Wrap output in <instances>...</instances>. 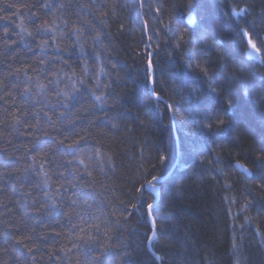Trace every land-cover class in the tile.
I'll list each match as a JSON object with an SVG mask.
<instances>
[{
    "label": "trees",
    "instance_id": "1",
    "mask_svg": "<svg viewBox=\"0 0 264 264\" xmlns=\"http://www.w3.org/2000/svg\"><path fill=\"white\" fill-rule=\"evenodd\" d=\"M187 4L188 0H144L142 6L139 0H0V16L9 17L0 20V79L13 85L11 96L0 87V264H88L106 244L112 264H159L152 251L163 257L162 264H264V188L258 183L264 178V162L256 159L264 151V50L259 58H249L247 37L240 38L233 25L237 18L229 16L233 9L248 8L252 15L247 19H258L264 0H193L202 23L195 11L186 10ZM191 14L194 27L187 22ZM21 21L34 35L41 23L53 28L55 39L52 32L36 35L37 43L41 37L48 39L45 59L59 74L49 71L48 77L58 78L59 89L66 93L73 91V84L84 93L72 109V120L100 155L89 161L81 154L93 177L84 176L77 187L76 170L67 163L73 157L51 147L47 157L41 155L39 149L49 137L43 132L37 136V127L29 128L23 118L13 125V117L6 116V109L19 113L22 105L35 125L34 113L43 109L54 115L51 104L57 103L54 92L47 99L44 94L23 96L25 77L9 75V65L12 72L21 66L31 69L41 55L18 27ZM73 27L81 29L83 53L75 35L69 36ZM204 30L208 38L202 41ZM256 31L264 35V25L258 24ZM146 48L154 52L155 89L166 102L150 93ZM197 64L208 67L209 74L200 73ZM41 80L48 85L44 76ZM245 85L252 89L250 95ZM93 91L106 103L96 101ZM227 99L232 100L231 109ZM221 114L226 125L212 130L203 126ZM38 127L64 138L59 134L63 124L52 126L41 118ZM73 139L79 137L68 135L66 143ZM163 156L167 158L161 160ZM109 158L114 167L108 165ZM177 160L174 172L161 180ZM238 163L251 170V178L238 170ZM77 167L84 171L83 165ZM154 175L160 179V193L147 191L149 202L158 200L155 215L161 238L155 246L146 244L151 233L143 212L131 207L141 196L137 189ZM49 197L58 206L51 214ZM249 201L251 206L244 209ZM18 230L34 237L26 240L33 253L15 243Z\"/></svg>",
    "mask_w": 264,
    "mask_h": 264
},
{
    "label": "snow or ice",
    "instance_id": "2",
    "mask_svg": "<svg viewBox=\"0 0 264 264\" xmlns=\"http://www.w3.org/2000/svg\"><path fill=\"white\" fill-rule=\"evenodd\" d=\"M140 5L142 6L144 3V0H139ZM14 5H7V7L11 8ZM43 7L48 8L51 7V5H43ZM186 10L189 12L195 11L196 12V16L197 19L200 21V23H202L203 21V15L200 9H198L197 7L194 6L193 4V0H188V4L186 5ZM157 12L160 11V8L156 9ZM252 15L251 11L248 8L243 9L242 11H237L235 9L231 10L229 12V16H235L237 18V20L233 21V25L235 27V32L240 36L241 39H243L244 37H247V45L250 46L251 50L253 53L257 54V56L259 57V54L261 53L262 50H264V39H261L259 42V46L256 43V41L261 38L264 37V35H261L260 32L256 31V26L259 25H264V9L261 10V13L259 14L258 19H255L253 21H249L247 19L248 16ZM9 19V17L7 16H0V20H7ZM239 21H243L245 24V28L241 27V24ZM67 26V25H66ZM199 26V25H198ZM18 27L21 29V32L26 33L27 37L31 38L32 43L35 44V48L37 50L40 51L41 55L40 57L37 58V63L31 66V69L29 68H25L23 66L21 67H16L15 71L12 72L11 71V65H9L10 71H9V75L10 76H15V77H19L21 75H23L25 77V80L22 82L23 84H27V87H23V91H22V95L23 96H28V97H33V96H40L41 94H44V98L47 99V96L50 95L51 93H55L56 94V99H57V103L56 104H51V109L54 112V115H49L48 112L43 111V109H41L40 111H37L34 113V118H35V125H33L30 120L28 119V112L24 110L23 106H20V111L19 113L11 111L9 109H6V116L7 115H11L13 117V125H18L21 122V118L24 119V124L28 125L29 128H32L34 126L37 127L38 131H37V136L40 132H43V135L46 137H49V143L42 146L39 151L41 153V155L47 157V149L48 148H55L57 153H60L61 155H70L71 157H73V159H70L67 161V163L69 165H71L73 168H75V173L73 174V187H77L79 186L77 184L78 180H82L84 179V176L87 177H93V173L91 171H88V167L89 165L85 163V159L80 158L81 154H84L85 157L91 161L93 159V156H99L100 153L98 150L95 149L94 146H90L89 145V141L86 137V135L82 134L81 132H77L76 131V121L72 120V109L81 101V98L84 96V93L80 91V89H77L75 87V85L73 84V91L70 93H66L63 90L59 89V83L60 80L57 79H52L50 77H48V72L51 71L52 75L55 77H58V73L55 72L54 69L51 68V61H48L45 59V57H47L49 55L47 49L49 47V41L48 39L41 37V42L37 43L36 42V35L40 34L41 32L44 33L45 36H47V34L49 32L53 33L52 39H55V33L53 28L49 27L46 23H41L40 26L36 29V35H34L33 32L28 31V29L24 26V22L21 21L20 24L18 25ZM250 29V30H249ZM80 33H81V29L80 28H72V31L69 33V36L75 35L76 40H77V45H79V40H80ZM5 36V42H8V33L7 30H5L4 33ZM253 37H255V40L253 39ZM175 38V34H173V39ZM208 38V31L204 30L200 33V40L204 41L207 40ZM94 40H99V36H95L93 37ZM148 40L151 41L152 37L149 36ZM184 40V35L181 34L179 36V41H183ZM179 41H177L176 43V47L179 48L180 47V43ZM12 43H16L15 40H12ZM76 45H74L75 47ZM25 47L29 50L32 51V46L28 43L25 44ZM80 47V51L83 53L84 49L82 45H79ZM59 46H57V59H59ZM146 51V59H147V70H148V78L150 83L153 86V91H152V96L160 101L162 98L159 95V93L156 91L155 86H156V77H155V67H154V52L152 50L149 49H145ZM223 54V53H221ZM262 64H264V59H262L261 61ZM47 64V67H43L41 68V65H45ZM191 66V64H190ZM197 70L204 74L205 76H207L209 74V68L208 67H201L199 64L196 65ZM245 66L242 64L241 65V72L244 71ZM39 72V75H30L29 72ZM84 72L88 71V68L85 67L83 69ZM101 71H103V69H101ZM41 76H44L45 79L48 80V85H51V87H49L48 85H46L42 80H41ZM81 83H83V81H81ZM34 84L35 88L40 89V92H36L34 91L32 85ZM0 87H3L5 94L8 96L12 95V92L10 91V89L13 87V85H11L10 82H6L3 79H0ZM214 92H217V94H219L220 90L213 87L212 89ZM245 90L247 94H251L252 89L250 87H248L247 85H245ZM92 95L95 96V100L96 101H103L106 103V101L104 100V97L101 95H96L95 91L92 92ZM36 103H43V101H35ZM13 104L15 105V101H13ZM226 104L228 106L229 109H231L232 107V100L231 99H227L226 100ZM62 109V110H59ZM168 108H172V105H168ZM41 118H46L47 122L49 124H51L52 126H55L57 123L63 124L65 125L63 132H60V135H64L63 139H57L56 136H50V134L47 131H44L43 128H39V124H40V119ZM225 124V120L223 119V117L221 115H217L216 117H214L211 121L204 123V127L212 130L214 128H221V126H223ZM112 127H116L115 124L112 125ZM65 133H67L68 135H71L73 137L78 136L79 139H73L71 143H66V141L68 140V135H65ZM81 141H83V143H81ZM29 151H31V149H29ZM89 153H91V155H89ZM167 157L163 156L161 157V160H165ZM32 161L35 162L37 157L36 156H32L31 157ZM257 160L264 162V151H261V153L259 155H257L256 157ZM108 165L111 167H114L115 165L113 164V161L111 158L108 159ZM77 165H83L84 166V171L81 173L80 168L77 167ZM40 167L43 168L44 164L43 162L40 164ZM242 167V166H241ZM100 171L104 172L105 168L103 166V164H101L100 166ZM244 171L246 173H248L249 175H252V172L250 169L245 168ZM45 176L48 175L47 172L44 173ZM253 178L255 179V177L253 176ZM159 183V177L157 176H152V178L150 180L147 181L146 185L142 184L137 191H139L141 193V196L136 198L137 199V203H132L131 207L134 210L137 211H142L143 212V218L150 224V228H149V232L151 233L150 237L146 238V244L147 245H153L155 246V242L158 241L161 237L157 232V218H156V208L158 207V205L149 202V199H151L150 193L147 191V189H150L151 192H156L157 191V184ZM259 187L264 188V178H259ZM45 184H47V181H45ZM61 187H63V185H61ZM57 194H60V189L57 188L56 190ZM28 195V194H26ZM145 197H148L147 199ZM51 200V203L47 205L49 211V214H51V210H58V206L56 203L55 199H52L51 197H49ZM72 204L76 203V200H72L71 201ZM121 203H123L121 201ZM251 201H249V203L245 204L243 206L244 209H247L248 207L251 206ZM62 206V205H61ZM90 207V205H89ZM114 212H117L118 210L114 209ZM120 215H123V213H120ZM119 219V217H118ZM247 219V217H246ZM95 227L99 228V225H95ZM241 227L243 228V225H241ZM57 236L60 235L59 232L55 233ZM104 236L108 237L109 233L107 231L104 232ZM13 239L15 240V243L18 245H22L24 248L27 249V251L29 253H33L34 249L33 247L29 246V244L26 243V240H33L34 241V237L32 235H28V236H24V235H20L19 234V230L17 231V234L13 237ZM80 239H85V237L81 236ZM87 239H92L91 237H87ZM108 247H110V244H106L104 247V251L100 252V255L96 256V257H92L90 259H88V264H112V261L108 260L106 257L108 255ZM61 251H63V249H61ZM69 251H71L69 249ZM115 255V254H113ZM125 256L130 257L131 253L129 252H125L124 253ZM103 257V258H102ZM32 260H35L36 257L35 255H33ZM163 257L160 256H156L154 257V260H162ZM237 264H239V261H237Z\"/></svg>",
    "mask_w": 264,
    "mask_h": 264
},
{
    "label": "water",
    "instance_id": "3",
    "mask_svg": "<svg viewBox=\"0 0 264 264\" xmlns=\"http://www.w3.org/2000/svg\"><path fill=\"white\" fill-rule=\"evenodd\" d=\"M188 23H189L190 26H194L195 23H196V19H195L193 16H190V17L188 18ZM248 56H249V57H257V54L253 53L252 50H251V51H249ZM151 88H153L152 84H151ZM161 98H162V97H161ZM161 100L165 102V100H164L163 98H162ZM178 148H179V144H178ZM236 166H237L238 170H239L241 173L245 174L248 178H251V177H252V175H249L248 173H246V172L244 171V169L247 168V167H245V166H243V165H241V164H239V163H238ZM241 166H242V167H241ZM247 169H248V168H247ZM165 178H166V177H163L161 180H164ZM159 180H160V179H159ZM157 191H158V193H160V188H159V187H157ZM156 203H157V202H156ZM156 203H155V204H156Z\"/></svg>",
    "mask_w": 264,
    "mask_h": 264
},
{
    "label": "bare ground",
    "instance_id": "4",
    "mask_svg": "<svg viewBox=\"0 0 264 264\" xmlns=\"http://www.w3.org/2000/svg\"><path fill=\"white\" fill-rule=\"evenodd\" d=\"M191 16H193L194 17V15L193 14H191ZM189 24V23H188ZM196 24V23H195ZM190 26V25H189ZM190 27H194V26H190ZM249 51H251V48L249 49ZM249 51H248V53H249ZM249 57V56H248ZM249 58H253V59H257V58H259V57H249ZM155 74V73H154ZM152 91H153V88H151V85H150V93L152 94ZM166 102V101H165ZM178 162H179V160H177V162L175 163V165L173 166V168L170 170L171 172L168 174V176L166 177V178H168L173 172H174V170L176 169V167H177V165H178ZM165 180V179H164ZM158 203V200H156L155 202H154V204L155 203ZM157 203H156V205H157ZM152 253L155 255V256H159L158 254H156L155 252H153L152 251ZM161 257V256H160ZM159 261V264H162V260H158Z\"/></svg>",
    "mask_w": 264,
    "mask_h": 264
},
{
    "label": "clouds",
    "instance_id": "5",
    "mask_svg": "<svg viewBox=\"0 0 264 264\" xmlns=\"http://www.w3.org/2000/svg\"><path fill=\"white\" fill-rule=\"evenodd\" d=\"M221 116H222V117H223V119L225 120V124H224V125H226V124L228 123L227 119L225 118V116H224V115H222V114H221ZM224 125H223V126H224ZM223 126H221V127H223Z\"/></svg>",
    "mask_w": 264,
    "mask_h": 264
},
{
    "label": "rangeland",
    "instance_id": "6",
    "mask_svg": "<svg viewBox=\"0 0 264 264\" xmlns=\"http://www.w3.org/2000/svg\"><path fill=\"white\" fill-rule=\"evenodd\" d=\"M260 55V54H259ZM157 187H158V185H157Z\"/></svg>",
    "mask_w": 264,
    "mask_h": 264
}]
</instances>
